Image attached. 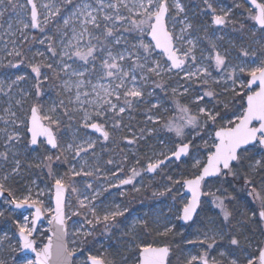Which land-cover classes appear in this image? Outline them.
I'll list each match as a JSON object with an SVG mask.
<instances>
[{
  "label": "rangeland",
  "instance_id": "rangeland-1",
  "mask_svg": "<svg viewBox=\"0 0 264 264\" xmlns=\"http://www.w3.org/2000/svg\"><path fill=\"white\" fill-rule=\"evenodd\" d=\"M34 2L37 6L40 27H29L23 31H21L23 25L20 21L30 23L31 6L27 4V0H10V2L5 0V3L0 5V11H3V16H0V81L3 84L0 86L4 88V91L0 92V117H2L0 129H7L9 133L15 130L21 135V139L14 142V146H8V160L0 159V177L11 171L15 159L21 161L20 175L11 177L8 184L16 191V198L19 199L28 195L29 189H31L32 199L42 202L40 205L45 210L46 220L40 224L36 235L38 249L46 243L50 236L49 221L52 213L47 209H54L55 179L63 178L69 187L67 200L69 245L71 250L75 249L79 252L74 264H86L89 254L99 255L101 253H106L108 259L115 260L117 264H136L138 253L132 245V236H135L137 243L162 245L164 244L162 243L164 236L162 233L165 227L172 229L169 233L174 232L182 236L181 249L176 257V260L181 259L178 264H187L190 256L200 255L205 251L208 252L209 261L212 264L213 261L215 264H228L229 259L234 256L240 258L241 255L255 254L257 246L264 245V236L259 238L262 239V244H260L254 233H247L244 221L237 224L242 226L240 230L245 231L246 234L245 244L240 245V250L233 251L229 250L228 247L217 248L220 240H224L228 235L224 239L217 236L216 243L210 249L207 244L201 243L205 233L208 236H212L214 232L229 234V230L225 226L226 221L223 212L214 202L216 198L224 201L221 186L216 181H204V208L196 221L187 225L180 221L183 206L190 199V195L185 192L182 181L200 174L203 164L207 162L209 151L214 150L212 145L215 141L212 137L216 128L225 125L227 120L232 119L233 111L239 112L237 107L239 101L230 103L231 94L218 95L215 98L205 97L199 104L193 103V101L197 95H203L206 91L222 93L224 87H231V83L224 84L221 82L219 85H214L209 80V85L205 86L196 79L186 80L184 71L175 69L171 72L162 73L160 78L153 76L145 85L143 100L134 103L131 109L126 110L118 117L122 123L119 129H113L111 113L106 117L98 118V121H94L103 123L105 129L109 131L110 138L105 141L98 133L83 127L82 113L75 111L79 108V105L75 103V90L70 94L62 89V81L68 79V76L61 73L62 79L57 86L50 84L48 80H43L42 77L41 95H36L35 74L32 73L30 65L40 63L44 59L45 63H52L58 70L57 62L61 58L59 55L53 57L47 51L48 41L46 38L52 37L54 46L59 51L62 43L71 38L72 26L75 25L79 30V22L73 20L67 28H64L63 20L73 11V7L65 5L63 0H34ZM74 2H78V0H74ZM88 2L94 3V0H88ZM128 2L131 4L132 0H128ZM182 2L185 5V13L176 17L174 22L171 17L176 16V13L171 11L167 17L168 27L170 31L174 30L179 35L182 25L178 21L184 19L185 15L187 16L193 27L184 34L185 40L192 39L196 43V64L209 67L212 77L220 80L225 75L226 70L224 68L215 69L214 61L207 59L210 54L209 40L216 43V50L222 54L227 51V67L229 69L232 65L241 63V59H239L240 47L247 48L250 52H256V56L243 58L245 62L256 61L258 63L259 59H264V57H260V46L256 43L264 33H261L260 26L250 19L248 8L251 5L245 0H213L214 7L218 11L220 8H232L230 15L232 23L226 26L211 24L210 14L204 11L203 0H182ZM236 4H243L244 6L238 8L234 6ZM44 5L52 6V11L59 8V15L49 16V9L45 8ZM122 14L128 15L126 10H122ZM45 17L48 18L47 24L44 22ZM9 24H11V28H9ZM241 25H244L243 29H241ZM117 27L120 28V25L118 24ZM41 28L44 29L43 32H41ZM205 28H207V33ZM58 29L60 30L58 31ZM64 32H67L66 37ZM253 32H255V36H253ZM120 33L126 38V43L116 46L117 51H122L125 47L130 48L132 44L138 43L139 38H141V34L136 31L129 33L120 28ZM94 34L101 35L99 32ZM25 36H27V40L24 39ZM111 39L109 38V40ZM142 39L145 43H153L147 32L143 34ZM41 40H45V43L41 44ZM174 42L178 48L187 47L183 42ZM14 48L22 51L23 56L9 55L8 53ZM39 52H43L45 58L38 56L37 53ZM141 54L143 55V53ZM21 59L24 61L22 64L18 62ZM152 59L158 60L165 68L170 63H166V56L157 49L153 50ZM10 61L17 66L11 67ZM68 62L72 64L73 68L82 70V61L73 58ZM97 69H99L98 61ZM185 69L195 70L190 60L186 62ZM48 71L47 67H42L43 75L48 76ZM21 75L26 78L9 89L8 84ZM238 75L242 79H247V73H238ZM87 78L91 79L93 83L97 82L94 76ZM153 81L163 83L166 87L157 88ZM101 82L107 83V81ZM184 87L188 88L187 93H183ZM173 88L178 89L176 96L172 94ZM84 90L90 91L89 88ZM148 93H152V95H148ZM89 98L91 99V97ZM17 100H21L20 105L16 104ZM61 100L64 101V106L57 107L55 113L60 119V125L58 129L54 128L61 147L52 150L44 141L37 147H33L30 144V134L21 121L27 122L29 120L30 109L33 105L41 106V115H52L48 109L53 105L58 106ZM176 100H179L181 105L188 106L191 115H196L200 107L212 108L218 101L228 102V107L225 108L223 103L220 104L217 111L221 113L223 119L217 120L215 126L209 124L207 129L186 126L184 137L180 138L175 135L174 131L170 132L165 127V124L179 116L175 108ZM155 104H159V107L153 108L152 105ZM8 108L16 113L15 117H10L5 112V109ZM65 109L73 115V119L64 115ZM88 109L90 112L93 111L90 105ZM149 109L151 112L148 111ZM148 116H152L153 120L149 121ZM13 120L15 123L12 122ZM141 129H145L143 138H140ZM5 138L4 133L0 131V152L6 150ZM88 139L96 141L95 148L89 149L86 153L82 152L80 156H76L74 151L64 150L69 143L80 144ZM130 140L135 142L129 143ZM181 142L191 145V152L184 159L181 161L170 160L159 167L155 173L147 171L149 163H155L157 160H164L165 156H171ZM84 146L86 147V145ZM252 148L258 156L262 153L259 145ZM46 150L56 152L57 155L54 158L58 162L66 158L68 161L67 171L66 168L59 165L52 172L53 175L50 176L49 169L44 164L37 167L36 165L40 164L46 156H52V154L47 155ZM12 153H15V156ZM57 157L59 159H56ZM196 160L201 161V167H194ZM108 161H112V163H108ZM73 168L77 172L83 168V172H91L92 175L85 176L81 173L79 176H73L71 171ZM133 169L139 172V175L135 176L130 184H120L121 180L131 177ZM67 172L71 178L67 176ZM169 177L172 178L171 181L168 179ZM66 179L71 181V184L66 182ZM178 181L179 183H177ZM88 184L92 185L91 189L87 187ZM73 188L76 189V192L72 191ZM38 193L39 195H37ZM96 193L99 195L92 203L101 216L106 209H112L116 205H120L121 210L127 209L124 216L117 218V225L113 226L107 234L104 233L102 225L95 226L93 229L85 224V217L87 216L88 219L92 217L90 212L87 209H81L78 203L79 199H83L85 196L91 199ZM8 199L10 198L5 197L0 200V211L4 212V215L0 216V236L6 235L7 237L0 241V259H3L6 264H25L26 260H33L35 256L30 253L21 254L19 229L16 222L24 223L25 216L31 221L33 213L32 211L13 209L11 205L7 204ZM258 216L259 213L253 212L251 219L254 220ZM136 220H146L148 228L145 229L141 225H136L133 228ZM130 229H132L131 235L128 234ZM85 231H92V235L85 237ZM208 243H211V240ZM221 252L226 253V255L221 256ZM173 254L172 251L169 258L170 264H174L172 262ZM240 264H245V261L240 260Z\"/></svg>",
  "mask_w": 264,
  "mask_h": 264
},
{
  "label": "snow or ice",
  "instance_id": "snow-or-ice-1",
  "mask_svg": "<svg viewBox=\"0 0 264 264\" xmlns=\"http://www.w3.org/2000/svg\"><path fill=\"white\" fill-rule=\"evenodd\" d=\"M10 2V0H9ZM251 5L248 8L250 19L254 20L259 26L261 33H264V0H246ZM5 0H0V5H3ZM63 3L73 7V11L67 18L63 20L64 28H67L69 24L75 20L79 22V30L73 25L71 28L72 36L62 43V47L59 51L54 46L52 37H47L48 41L47 51L51 53L53 57L59 55L60 60L58 63V70L52 63H45L44 59L40 63L31 64V71L35 74L36 83L34 85L36 95H41V84L43 80H48L49 76L43 75L42 67H47L52 73L55 79H62L61 73L68 76V79L62 81V89L65 92L73 93L75 90V103L79 105V108L75 111L82 113L81 119L83 121V127L85 129L91 128L96 132L101 133L103 139L107 141L110 138V133L105 129V125L98 121V118L106 117L109 113L113 118V129H119L122 126L120 114L131 109L134 103L140 102L145 96V85L151 79V77H162V73L171 72L175 70H183L184 78L188 81L193 79L199 80L205 86L209 85V80L212 84L219 85L221 82L224 84L231 83V87H224L222 93H216L214 91H206L203 95H197L193 103H201L205 97L215 98L218 95L231 94L230 103H236L239 108V112H232V119L227 120L226 124L216 128L214 136L212 137L215 143L212 145L214 150H210L207 156V162L203 164L202 171L199 175L193 179H185L182 181L183 186L189 189L192 193L191 199L184 204L182 209V216L180 217L184 221L192 219L193 214L199 205L201 182L206 177L220 176L224 174H231L235 176L237 173L233 171L232 164L237 162L239 164L243 158V152L247 151L249 147L260 146L261 151H264V59H259V62L248 61L245 62L243 58L250 56H256L255 51H249L247 48L240 47L241 63L232 65L229 69L227 67V51L221 53L216 50L217 45L214 41L209 40L210 54L207 57L209 61H214V68L219 70L224 68L225 75L217 80L212 77V73L209 67L199 66L196 64L197 56L195 49L196 43L192 39L185 40V33H187L193 25L188 21L187 16L178 22L182 25L180 28V34L177 35L175 31H169L166 26V16L170 15L171 11L176 13V16L171 17L175 22L176 17L185 13V5L182 0H132L130 4L128 0H94V3L88 2V0H63ZM27 4L31 6L30 9V23H24L21 31L29 27L39 28L38 11L34 0H27ZM205 5L204 11L210 14L211 24L215 26H226L232 23L230 15L232 8L227 9L220 8L219 11L214 7L213 0H203ZM235 7H243V4H236ZM15 7V5H13ZM49 9V16L55 17L59 15L60 9L56 8L55 11L51 10L50 5H44ZM122 10H126L128 15L122 14ZM0 16H3V11H0ZM45 24L48 23V18L45 17ZM123 28L124 32H139L141 38L136 44H132L131 47H125L122 51H117L116 46L126 43V38L120 33V28ZM241 29L244 25L240 26ZM11 28V24H9ZM44 31L43 28L40 29ZM60 29H58L59 31ZM95 32H99L101 35H95ZM147 32L151 36L154 43H145L142 39L143 34ZM207 33V28H205ZM120 33V34H118ZM64 36H67V32H64ZM255 36V32H253ZM109 38H112L109 40ZM207 38V37H206ZM27 40V36L24 37ZM95 41V43H93ZM174 41H180L187 45L186 48L176 47ZM264 35L256 43L260 46V57H264ZM15 43V42H13ZM41 44L45 43V40L40 41ZM154 49H160L164 55L167 56L168 67L165 68L158 60L152 59V52ZM143 53V55L141 54ZM16 57H22L23 52L16 50L15 48L8 53ZM41 58H45L43 52L37 53ZM67 58V59H65ZM73 58L82 61V70L73 68L72 64L68 61ZM191 61L194 71L186 70L185 65L187 61ZM97 61L99 62V69H97ZM20 64L24 63L23 59L18 61ZM127 62V63H125ZM11 67H16V64L9 62ZM91 65V67H89ZM239 74L247 73V79H242ZM94 76L96 83H93L91 79L87 77ZM26 77L21 75L17 76L15 80H12L8 84V88L11 89L13 85L19 81L24 80ZM75 78V79H73ZM101 81H107L102 83ZM155 87H166L163 83H157L153 81ZM3 82L0 81V85ZM89 88L90 91L84 89ZM255 89V90H254ZM4 91V88L0 86V92ZM188 88L184 87L183 93H187ZM173 96L178 94V89H172ZM27 95V93H25ZM152 95V93H148ZM83 97V99H82ZM91 97V99L89 98ZM70 102H72L70 100ZM223 103L224 107H228V102L218 101L212 108L200 107L196 115L190 114V109L186 105H181L179 100L175 101V108L179 116L167 124L165 127L168 131H174L177 137H184V129L186 126L200 127L207 129L209 124L216 125L217 120L223 119L221 113L217 111L220 104ZM17 105L21 104V100L16 101ZM91 106L93 111H89L88 106ZM64 101L61 100L60 104L53 105L48 109L49 114L41 115L42 108L39 105H33L30 109V119L25 122L27 132L31 134L30 144L36 145L38 143V137H45L46 143L51 146L52 149H59L61 146L58 143L56 132L54 128L58 129L60 125V119L55 115L57 107H63ZM153 108H158L159 104L152 105ZM151 112V109L148 110ZM10 117H15L16 113L11 111V108L5 109ZM64 115H67L69 119H73V115L65 109ZM202 118V119H201ZM2 119V117H0ZM148 120L152 121L153 117L148 116ZM179 121V122H178ZM15 123V120L12 121ZM7 123V121H6ZM5 135L4 143L6 150L0 152V159L7 161L9 158L8 146H14V142L21 139V135L18 131H12L9 133L7 129H0ZM151 131V130H148ZM141 137L145 129H141ZM134 140H130L129 143H134ZM96 141L91 139L85 140L80 144L69 143L65 151H74L76 156H80L82 152L86 153L89 149L95 148ZM86 145V147L84 146ZM207 147V144H206ZM189 150V144L181 142L176 151L172 152V157L179 159L182 154H187ZM15 156V153H12ZM53 157L51 155L46 156L37 167L44 164L49 169V175H53L51 169V161ZM56 159H59L57 157ZM169 157L165 156L164 160H168ZM164 160H157L155 163H149L147 167L148 172H154L157 168L164 164ZM112 163V161H108ZM14 166L9 173L0 177V197H3L5 193L8 194L10 199L6 202L9 205H14L15 208L34 207L35 214L29 221L28 217H24V223L16 222L19 229L20 250H31L35 254L33 260H26L25 264H69L71 257L75 254V249L69 251L64 243L63 236L65 235L64 223V192L66 190V184L63 178L55 179V208L47 209L50 213H53L52 219L59 226L61 233L58 237V243L56 245L55 254L53 253L52 237L48 238V243L44 244L43 248H37L34 239H31L33 232L36 231V221L41 217L42 209L39 206L42 202L32 199L31 189L29 194L22 198H16L13 189L9 186L8 181L11 177L20 175L21 173V161L15 159L13 161ZM194 167H201V161L196 160ZM251 172L257 170L264 171V156L260 159H256L254 162L248 165ZM73 176H79L81 173L88 176L92 175L91 172H83L81 168L80 172L72 170ZM139 175L135 169L132 170V175L128 179L121 180L120 184H130L132 179ZM171 181V177L168 178ZM179 183V181L177 182ZM246 184H251V179L245 180ZM89 189L92 188L91 184H88ZM76 192V189H72ZM256 197L260 201L259 217L264 220V196H260L256 192L255 188L249 193ZM39 195V193L37 194ZM99 193L94 194L91 199L85 196L83 199H79L78 203L81 209H87L91 214V219L85 217V224L94 229L95 226H103L105 234L109 233L113 226L117 225V218L124 216L127 209L121 210L120 205H116L112 209H106L101 216L92 203L96 199ZM214 202L223 212L225 221H229L231 213L227 211L224 206L223 199L216 198ZM4 212L0 211V216H3ZM31 225V226H30ZM136 225H141L145 229L148 228V222L146 220L134 221L133 228ZM172 229L165 227L163 235H167ZM132 229L129 231L131 235ZM85 237L91 236L92 231H85ZM226 233L222 234L214 232L212 236L204 234L203 244H207L210 249L216 243V238L224 239ZM7 237L0 236V241L5 240ZM211 240V243L208 241ZM230 244L236 246L239 249L240 241L235 236L230 237ZM132 245L135 247L138 255L136 264H167V257L169 255V248L153 247L151 244H141L136 242L135 236H132ZM226 253L221 252V256H225ZM245 264H264V245H258L255 254H247L243 257ZM0 264H6L3 259H0ZM86 264H117L115 260L108 259L106 253L99 255L89 254L86 260ZM187 264H209V254L207 251L200 255H192L187 260ZM213 264L215 262L213 261ZM228 264H240V258L237 256L229 259Z\"/></svg>",
  "mask_w": 264,
  "mask_h": 264
},
{
  "label": "trees",
  "instance_id": "trees-1",
  "mask_svg": "<svg viewBox=\"0 0 264 264\" xmlns=\"http://www.w3.org/2000/svg\"><path fill=\"white\" fill-rule=\"evenodd\" d=\"M49 83L57 86L60 83V79H55L52 76L51 71H48ZM48 152V150H46ZM52 154L51 169L52 172L60 165L66 168L67 171V159L63 158L59 162L55 160L56 152H48L47 155ZM243 158L239 164L237 162L233 165V171L237 174L235 176L231 174L220 175L217 178L209 179L206 181H216L221 186V191L223 192L222 197L224 198V205L227 211L231 213L229 221H226L225 226L229 230L228 236L224 240H220L217 248L228 247L229 250L237 251L240 250L236 246L230 244V237L235 236L240 241V245L245 244V231H241L242 226L237 224L241 221L245 222V229L248 234L254 233L255 237H258L259 243L262 244L261 236H264V220L258 216L256 219H251V214L253 212L259 213L260 211V201L256 197L250 195L249 193L255 188L256 192L260 196H264V171L257 170L256 172H251L248 165L254 162L256 159H260L264 156V151L258 156L255 154V150L249 147L247 151L243 152ZM67 176L71 178L70 174L67 172ZM251 179V184H246L245 180ZM66 182L71 184L68 179ZM14 193L16 192L13 190ZM134 204V203H132ZM204 208V202L202 203L201 210ZM201 210L198 216L201 215ZM193 223V222H192ZM191 224V223H189ZM244 229V230H245ZM182 236L175 234L174 232L168 233L163 236L162 243L168 244L173 251L172 262L178 264L181 261L180 258L176 260L177 255H179L181 249ZM172 253V252H171ZM243 255L240 256V260L243 259Z\"/></svg>",
  "mask_w": 264,
  "mask_h": 264
},
{
  "label": "water",
  "instance_id": "water-1",
  "mask_svg": "<svg viewBox=\"0 0 264 264\" xmlns=\"http://www.w3.org/2000/svg\"><path fill=\"white\" fill-rule=\"evenodd\" d=\"M246 1V0H245ZM167 17L168 16H166V26L168 27V24H167ZM37 19H38V17H37ZM168 29H169V27H168ZM169 31H170V29H169ZM149 36V38L152 40V38H151V36L150 35H148ZM153 43H154V41H153ZM174 44H175V42H174ZM159 52H162L160 49H157ZM166 56V55H165ZM166 58H167V56H166ZM30 119V118H29ZM91 129V128H90ZM92 131H94V132H96L95 130H93V129H91ZM55 131V130H54ZM96 133H98L99 135H101V133H99V132H96ZM30 134V133H29ZM57 136V135H56ZM102 136V135H101ZM30 138H31V134H30ZM38 139V143L36 144V145H32L33 147H37L38 145H39V143L42 141V140H45V142H46V138L45 137H38L37 138ZM57 140H58V138H57ZM58 143H59V141H58ZM47 144V143H46ZM189 144V143H188ZM48 145V144H47ZM48 146H50V145H48ZM51 147V146H50ZM191 152V145L189 144V150H188V153L187 154H182L181 155V157L179 158V159H176V158H174V157H172V155L171 156H168L169 157V159L168 160H164V164H166L168 161H170V160H173V159H175V160H177V161H181L182 159H184L189 153ZM236 162H233V164H232V166L235 164ZM162 166V165H161ZM160 166V167H161ZM158 169V168H157ZM157 169H156V171H157ZM156 171H154V172H151V173H155ZM202 171V170H201ZM218 176H210V177H206L205 179H204V181L205 180H209V179H213V178H217ZM194 177H192V178H188V179H193ZM204 181H202L201 182V189H200V192H201V195H200V199H199V205H198V207H197V209H196V212L193 214V216H192V219H190V220H188V221H184L183 219H181L180 218V221H181V223L182 224H189V223H192V222H194L195 220H196V218H197V216H198V214H199V212H200V209H201V206H202V201H203V196H204V189H203V183H204ZM66 184V183H65ZM185 192L187 193V194H189L190 195V199H191V196H192V193H191V191L189 190V189H187L186 187H185ZM68 194H69V188H68V185L66 184V190H65V192H64V214H65V223H64V231H65V235L63 236V240H64V243H65V245H66V247H67V249L69 250V251H72L71 250V248H70V245H69V239H68V235H69V231H68V224H67V199H68ZM7 195V193H5V195L4 196H6ZM3 196V197H4ZM3 197H0V199L1 198H3ZM189 199V200H190ZM53 200H54V208H55V188H54V197H53ZM13 206V208H15V206L14 205H12ZM40 206V205H39ZM41 207V206H40ZM15 209H18V208H15ZM20 210H28V209H34L35 210V208L34 207H31V208H29V207H25V208H19ZM41 209H42V215H41V217L39 218V220H37L36 221V225H35V227H36V231L35 232H33V234H32V237H30L31 239H34V241H35V236H36V232H37V229H38V226H39V224L42 222V221H44L45 219H46V214H45V211H44V209L41 207ZM52 216H53V213H52V215H51V217H50V221H49V224H50V229H49V237H52V245H53V253L55 254V250H56V245H57V243H58V237H60V235H61V233H60V231H59V226L57 225V223L52 219ZM182 216V215H181ZM18 236H19V233H18ZM46 243H48V239H47V242ZM45 243V244H46ZM35 245H36V241H35ZM44 246V245H43ZM153 247H164V246H167L168 248H169V255H168V257H167V264H170V262H169V256H170V253H171V248H170V246L169 245H167V244H162V245H152ZM36 247H37V245H36ZM43 248V247H42ZM23 253H31V254H34V253H32L31 252V250H23ZM35 255V254H34ZM79 255V252L78 251H75V254L71 257V259H70V262H69V264H74V259L76 258V256H78ZM53 264H55V262L53 261ZM209 264H212L210 261H209Z\"/></svg>",
  "mask_w": 264,
  "mask_h": 264
},
{
  "label": "flooded vegetation",
  "instance_id": "flooded-vegetation-1",
  "mask_svg": "<svg viewBox=\"0 0 264 264\" xmlns=\"http://www.w3.org/2000/svg\"><path fill=\"white\" fill-rule=\"evenodd\" d=\"M30 115H31V113H30ZM29 118H30V117H29ZM42 141L45 142V140H42ZM42 141H41V142H42ZM41 142H40V143H41ZM40 143H39V144H40ZM45 143H46V142H45ZM46 145H47V144H46ZM47 146H48V145H47ZM51 149H52V148H51ZM52 150H55V149H52ZM68 188H69V187H68ZM68 195H69V194H68ZM5 197H9L8 194H7L6 196H4L3 198H1V199H4ZM53 197H54V196H53ZM9 198H10V197H9ZM1 199H0V200H1ZM67 200H68V199H67ZM53 201H54V200H53ZM40 206H41V205H40ZM11 207L13 208L12 205H11ZM41 207H42V206H41ZM42 208H43V207H42ZM13 209H15V208H13ZM43 209H44V208H43ZM15 210H17V211H32L33 216H34V214H35V210H34V209H28V210L15 209ZM44 211H45V210H44ZM45 214H46V213H45ZM45 220H46V219H45ZM45 220H44V221H45ZM42 222H43V221H42ZM42 222H41V223H42ZM41 223H40V224H41ZM40 224H39V226H40ZM39 226H38V229H39ZM38 229H37L36 235H37V233H38ZM18 233H19V232H18ZM35 241H36V236H35ZM46 242H47V241H46ZM36 245H37V243H36ZM167 245H168V244H167ZM42 247H43V246H42ZM42 247H41V248H42ZM37 248H38V247H37ZM170 248H171V247H170ZM171 252H172V249H171ZM21 254H25V253H23V250L21 251ZM30 254H31V253H30ZM170 254H171V253H170ZM34 256H35V255H34ZM76 257H77V256H76ZM169 258H170V256H169ZM74 261H75V259H74ZM169 262H170V259H169Z\"/></svg>",
  "mask_w": 264,
  "mask_h": 264
}]
</instances>
